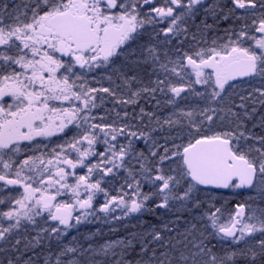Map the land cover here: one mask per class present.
I'll use <instances>...</instances> for the list:
<instances>
[{
    "label": "snow or ice",
    "instance_id": "6c2138e0",
    "mask_svg": "<svg viewBox=\"0 0 264 264\" xmlns=\"http://www.w3.org/2000/svg\"><path fill=\"white\" fill-rule=\"evenodd\" d=\"M201 12L241 23L225 30L224 43L184 51L178 38H187L189 21ZM159 24L166 26L157 31ZM202 24L212 28L206 19ZM144 33L163 36L165 48L145 43L133 50ZM174 39V49L167 48ZM142 65L155 77L148 83L138 77ZM108 68L122 81L120 95L85 79L84 73ZM97 93L120 105L151 99L157 108L159 93L172 110L161 116L140 107L138 116L116 112L123 123H105L94 114L106 100ZM189 94L199 98L197 106L180 108L177 101ZM257 105L264 107V0H29L11 10L0 4V182L22 189L0 212V241L11 243L43 218L56 224L40 227L43 235L26 239L24 251L55 243L45 264H264V207L237 203L227 215L214 205L197 212L200 193L215 189L247 188L264 197V135L244 123ZM130 117L149 123L133 125ZM176 128L186 130V140L171 136ZM57 134L62 143L16 159L23 142ZM139 140L150 144L147 156L137 149ZM121 172L123 182L109 191L108 178ZM157 210L190 213L191 220L180 231L170 226L177 215L99 246L94 236L67 241L100 213L107 222ZM20 244L16 238L12 248L21 255L7 264H21ZM23 264H34L32 257Z\"/></svg>",
    "mask_w": 264,
    "mask_h": 264
},
{
    "label": "trees",
    "instance_id": "16d2710c",
    "mask_svg": "<svg viewBox=\"0 0 264 264\" xmlns=\"http://www.w3.org/2000/svg\"><path fill=\"white\" fill-rule=\"evenodd\" d=\"M29 0H0V4H7L9 10L14 7L23 8ZM221 4H227L225 1H219ZM230 6V5H229ZM227 11V9L225 10ZM207 20V23L212 25L211 29H204L202 21ZM240 21L235 19L223 20V19H215L212 16H205L203 12L197 14V16L189 21L188 33L187 38L180 37L178 39H183L184 43V51L195 50L198 47H207L211 45L213 40H216L218 43H224L226 41V29L231 28H238L240 26ZM199 26V28L197 27ZM156 30H160L158 27ZM152 30L148 31L151 33ZM148 33L142 34L139 41L132 44V49L139 51V47L144 45L145 43H153L159 44L161 49H164L165 46L162 43H159L163 40V36L156 37L154 34L149 37ZM192 34H195L197 39L194 41L192 39ZM199 42V43H198ZM206 42V43H205ZM177 40L174 39L171 45H167V48L174 49ZM151 73V66L149 65H142L139 72L138 77L139 79L143 80L144 83H148L149 79H154V76H150ZM108 76H113L112 81L107 79ZM117 84H122V81L116 79V77L112 74L111 68H108L106 71H102L99 74H96L92 80V87L101 88V87H110L117 91L118 95L121 94L119 89H116ZM258 86V85H253ZM139 87L138 84H134L133 88ZM197 89L203 90L200 85L196 86ZM248 85L245 84L242 87H238L236 89L237 92H243V88H247ZM97 95H103L106 97L104 105L96 109V115L105 117V123H111L113 120H117L118 123H123L124 121L118 120L115 113L120 112L121 115L126 110L133 115H139L140 107H144L147 112H156L157 115L166 116L171 110L172 107L166 105L165 101L168 97L157 93L156 99L160 100V107H156L155 100L142 98L139 104L133 105H120L118 103H114L115 97L108 96L107 93H97ZM183 95V94H182ZM199 98L189 94L188 100H178L177 105L180 108L189 109L196 107L198 104ZM238 102V101H237ZM257 111L255 114L252 115L250 119L244 120L246 125V130L251 131L254 135H264V128H261L260 125V117L264 116V107L259 105L256 106ZM131 123L133 125H140V124H148L149 120L147 117H144L143 121L139 119H131ZM135 130V129H134ZM147 130V129H145ZM171 136L172 137H183L185 140L187 139L186 130H180L178 128L172 129ZM153 136L159 140V134L153 133ZM123 139V138H121ZM184 142L183 140H177V143ZM163 143V141H160ZM249 143H252L249 141ZM259 146V145H257ZM100 150H102L101 146H97ZM136 147L138 150H141L148 155L150 144L144 143L143 140H139L136 142ZM125 173L121 172L116 178H112L114 183H109V191L113 190L115 182L120 185L123 182V176ZM148 185H145V191H147ZM200 199L202 201L200 209L197 210L198 213H206L210 210H214L212 205L215 207H219L224 211L225 215L228 212H231L234 209V206L237 203H251L254 206L260 205L264 207V197H262L258 192L250 189L245 192H240L237 189H230L226 192H220L216 190H212L208 193H200ZM177 215L181 217L179 222L175 223L174 225H170L173 227L178 228L180 231L184 230V221L191 220V214L185 213L181 211L180 213L169 212L164 210H157L155 213H147L143 216H133L126 219H122L120 222L112 223L109 222H102L100 221L96 223H91L84 225V228L81 227L77 231L73 229L67 238V241H70L73 237L76 239H81L82 237H91L94 236L96 240V246L103 244L105 241H116L124 239L125 237L129 236L130 233L136 234L144 232L149 224L157 225L158 227H162L163 224H170L172 221H176ZM41 221H44L43 218ZM38 222L37 226H33L32 231L30 234L22 235L26 237L25 240H32L38 234L43 235V233L39 232L40 227H50L55 225V221H48L47 223L41 224L42 222ZM15 237V234H14ZM13 237V238H14ZM23 237H19L21 239V244L18 246L21 251L23 252V256H21V264H23V260L27 259L28 257H32L34 264H45V260L49 257L50 253H53L57 249V245L55 243L48 245L45 243L43 246H37L33 249L24 251V243ZM65 241V243H67ZM11 247V248H10ZM3 249H8V253L4 255L3 251L0 253V264H7L8 259H14L20 256V253H17L12 248L11 244L4 246ZM11 254V256H7Z\"/></svg>",
    "mask_w": 264,
    "mask_h": 264
},
{
    "label": "flooded vegetation",
    "instance_id": "af4514ba",
    "mask_svg": "<svg viewBox=\"0 0 264 264\" xmlns=\"http://www.w3.org/2000/svg\"><path fill=\"white\" fill-rule=\"evenodd\" d=\"M225 1L229 4V0H219ZM157 3H162V0H157ZM107 69H95L92 72L84 73L85 79L89 82V86L92 87V80L96 74L104 72ZM78 72H83V70L77 68ZM9 99V98H6ZM59 104L60 102H54ZM64 106H67L66 104ZM62 134H57L51 137H37L36 140L28 142L25 141L21 144L22 151L17 154L16 159H23L27 155H40L41 151L47 152L52 147H55L56 144L62 143L61 139ZM45 145L47 147H45ZM22 189L19 186H4L3 182H0V200H3L4 203L0 204L1 208L10 207L12 198H19L20 192Z\"/></svg>",
    "mask_w": 264,
    "mask_h": 264
},
{
    "label": "rangeland",
    "instance_id": "374dc122",
    "mask_svg": "<svg viewBox=\"0 0 264 264\" xmlns=\"http://www.w3.org/2000/svg\"><path fill=\"white\" fill-rule=\"evenodd\" d=\"M165 26H166V24H159V25H156L155 27H156V28L158 27L159 29H162V28H164ZM150 30H152V26H148V31H150ZM96 95H97V94H96ZM94 114L96 115V110H95V113H94ZM76 171H77L78 174H83L84 171H86V170H84V169H80V168H77ZM108 179H109L110 181H112V178H111V177L108 178ZM111 183H114V181H112ZM118 187H119L118 183L115 182L113 189H116V188H118ZM17 196H19V195H17ZM58 199H68V197H67V196L59 197ZM101 203H103V197H102L101 195H98V196L95 198V200H94V204H96L97 206H99ZM10 206H11V205H10ZM8 208H9V207H7V208H1V209H0V212H2V211H6V210H8ZM103 215H104V214L100 213V214L97 215L96 218H91V217H90L89 219H90L91 222H89V223H85V224H82V225L79 226V228H81V227L84 228V225L91 224V223H96V222H98V221H100L99 223L105 222V220H103V219L100 218V217H102ZM116 215H119V212H117ZM123 219H126V218H123ZM121 220H122V219H120V220H109V221H112V223H116V222H120ZM40 221H41V219H38V222H40ZM109 221H107V222H109ZM41 222H42L41 224H44V221H41ZM4 223H7V221H4ZM55 224H56V222H55ZM32 228H33L32 225H28L26 231H25L23 228L20 229L17 233H15V237L12 239L11 243H5V242L0 241V249H3L4 246H6V245H8V244L13 245V244L15 243V239H16V238L23 237L22 235H25V234H30V232L32 231ZM25 238H26V237H23V240H25ZM10 248H11V247H10ZM2 251H3L4 255L8 253V249L0 250V253H1ZM7 256L9 257V256H11V254H8Z\"/></svg>",
    "mask_w": 264,
    "mask_h": 264
},
{
    "label": "water",
    "instance_id": "95a60500",
    "mask_svg": "<svg viewBox=\"0 0 264 264\" xmlns=\"http://www.w3.org/2000/svg\"><path fill=\"white\" fill-rule=\"evenodd\" d=\"M217 191H220V192H225V191H228L229 189H215ZM249 189L245 188V189H238V191H241V192H244V191H247Z\"/></svg>",
    "mask_w": 264,
    "mask_h": 264
}]
</instances>
